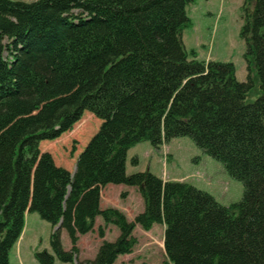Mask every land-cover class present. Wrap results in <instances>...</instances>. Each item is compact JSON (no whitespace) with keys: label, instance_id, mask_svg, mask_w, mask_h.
I'll return each mask as SVG.
<instances>
[{"label":"trees","instance_id":"1","mask_svg":"<svg viewBox=\"0 0 264 264\" xmlns=\"http://www.w3.org/2000/svg\"><path fill=\"white\" fill-rule=\"evenodd\" d=\"M194 1L0 0V264H9L27 212L52 229L51 253L36 251L38 264L74 263L77 241L97 217L119 235L77 264H114L132 253L136 226L154 225L164 228L163 264H264V15L244 0L240 82L232 63L202 62L185 50ZM253 73L260 95L247 104ZM84 112L100 127L72 175L39 146L69 132ZM183 137L242 184L238 203L224 207L149 172L126 175L131 148L159 150ZM107 185L136 189L143 212L128 221L100 210Z\"/></svg>","mask_w":264,"mask_h":264},{"label":"rangeland","instance_id":"2","mask_svg":"<svg viewBox=\"0 0 264 264\" xmlns=\"http://www.w3.org/2000/svg\"><path fill=\"white\" fill-rule=\"evenodd\" d=\"M12 1L31 3L37 0ZM243 2L244 0H195L186 9L187 16L191 20V26L183 30L182 42L185 50L194 52L199 61L232 63L235 67V76L237 73V78L245 82L247 78V65L243 59L245 45L239 37L243 23ZM250 2L257 7L261 15H264V0H250ZM253 76H255L254 73ZM259 95V82L255 76L254 88L247 96L246 103H254ZM99 127L100 121L90 113L84 112L69 132L62 134L54 141H42L39 149L42 153L51 155L55 166L72 174L77 157ZM169 143L162 145L159 150L153 149L154 156L151 159H148L147 155L144 154L145 149H140L142 152L138 154L137 150L131 148L132 150L128 151L129 154L127 152L126 175L149 171L151 174L162 176L168 180L182 179L180 182L190 184L208 193L224 207L241 200L242 184L230 178L220 163L204 155L189 138H177L175 141L172 140L171 144ZM141 144L148 143H140L139 146ZM139 146L134 147L139 148ZM133 159L136 160L135 164L132 162ZM115 192L114 196L108 197L109 208L120 211L125 217L126 215L140 214L144 203L137 191H132L128 196L126 193L125 198L121 197L122 192L118 189ZM30 214V218L25 216V236L22 239L19 238L16 243L18 245L15 244L9 252V264H18L17 252H19V248L28 252L34 264H38L34 259V253L37 250L43 251L46 247L51 253L49 234H51L52 229L50 225L42 221L36 213ZM99 227L104 230L103 238L99 237ZM136 227L132 234L137 243L132 253L118 257L116 264H163L166 262L163 251V226L154 225L152 231H144L139 226ZM118 235L119 232L116 227L104 225L102 219L97 217L92 231L80 236L77 241V260L74 263H62L55 260L54 264H77L79 259H92L103 240L111 243L116 240ZM60 241L63 250L68 251L70 242L63 230L60 231ZM31 246L34 248L32 249L33 252L30 253Z\"/></svg>","mask_w":264,"mask_h":264},{"label":"crops","instance_id":"3","mask_svg":"<svg viewBox=\"0 0 264 264\" xmlns=\"http://www.w3.org/2000/svg\"><path fill=\"white\" fill-rule=\"evenodd\" d=\"M236 78H237V73H236ZM237 80L238 81H240V82H242L241 80H239L238 78H237ZM175 141V140H174ZM172 142V141H171ZM171 142L169 143V144H171ZM138 146H139V144H138ZM138 146H135V147H138ZM135 147H133L132 149H134V150H137V152H139L138 154H140V152H142L140 149H145V153L144 154H146L147 155V158L148 159H151V158H153V148L149 145V144H141L140 146H139V148H135ZM141 147V148H140ZM131 149V150H132ZM131 150H129V151H131ZM128 154H129V152H128ZM149 172V171H148ZM128 173V172H127ZM154 175V174H153ZM156 177H158V178H160L161 180H163L164 182H167V181H178V182H180V181H182V179H164L162 176L161 177H159L158 175H155ZM116 189H118V191H121L122 193H128L127 194V196L133 191V192H136L137 190L136 189H134V188H123L122 186H114V185H108V186H106V187H104L102 190H101V192H100V203H99V208H100V210H104V209H107V208H109L108 207V204L110 203V202H108V197L109 196H114L115 195V190ZM138 192V191H137ZM139 194V193H138ZM143 209H144V206H143ZM143 211V210H142ZM141 211V212H142ZM140 212V213H141ZM31 214L28 212L27 214H26V217L28 216L29 218L31 217L30 216ZM126 215V214H125ZM136 215H134V216H128V215H126V218L128 219V221H132L133 219L132 218H134ZM97 219V218H96ZM26 227V226H25ZM137 228V227H136ZM135 228V229H136ZM152 229H153V227H152ZM152 229H151V231H152ZM135 231V230H134ZM134 233V232H133ZM25 234H26V230H25V228H24V230H23V235H21V239L25 236ZM49 236H50V234H49ZM104 241V240H103ZM102 243V242H101ZM16 245H18V244H16ZM101 245V244H100ZM99 245V246H100ZM37 246H39V244H37ZM98 246V247H99ZM34 247H30V253L31 252H33L32 251V249H33ZM44 250L45 251H47V252H49L48 251V249L46 248V247H44ZM38 251V250H37ZM35 252V251H34ZM94 259V257L92 258V259H87V260H93ZM17 260H18V264H34V262H33V260H31L30 259V257H29V254H28V252L26 251V250H22V248L20 249L19 248V252H17ZM79 261H84V260H81V259H79ZM115 264H116V262H115Z\"/></svg>","mask_w":264,"mask_h":264},{"label":"water","instance_id":"4","mask_svg":"<svg viewBox=\"0 0 264 264\" xmlns=\"http://www.w3.org/2000/svg\"><path fill=\"white\" fill-rule=\"evenodd\" d=\"M73 175V174H72Z\"/></svg>","mask_w":264,"mask_h":264}]
</instances>
